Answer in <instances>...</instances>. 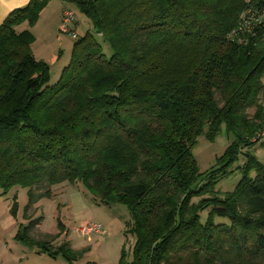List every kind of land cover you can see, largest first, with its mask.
Returning <instances> with one entry per match:
<instances>
[{
    "label": "trees",
    "instance_id": "trees-1",
    "mask_svg": "<svg viewBox=\"0 0 264 264\" xmlns=\"http://www.w3.org/2000/svg\"><path fill=\"white\" fill-rule=\"evenodd\" d=\"M50 1L0 26L3 194L28 189L30 210L55 186L81 183L95 201L125 206L135 244L120 264H264V163L253 151L264 141H254L264 131V0H61L112 54L76 31L55 84L20 30ZM224 127L231 143L203 176L193 148ZM236 171V188L219 191ZM61 234L18 238L75 264L71 243H55Z\"/></svg>",
    "mask_w": 264,
    "mask_h": 264
},
{
    "label": "rangeland",
    "instance_id": "rangeland-1",
    "mask_svg": "<svg viewBox=\"0 0 264 264\" xmlns=\"http://www.w3.org/2000/svg\"><path fill=\"white\" fill-rule=\"evenodd\" d=\"M61 3L75 12L76 23L80 26L77 34L91 31L103 46L105 54H112L108 43L91 29L89 19L75 4L52 0L43 8L34 25L27 24L23 28L34 35L33 54L41 60L45 59L43 61L51 67V84L57 83L63 69L69 65L76 40L73 35L62 31L63 23L55 25L53 22V18L60 11ZM75 24L71 25V28ZM253 113L254 111H251V114ZM230 143L231 138L228 137L225 127L214 141L206 136L198 138L193 155L203 176L218 167V159ZM262 144L260 142L255 145L253 151L264 163ZM244 162L245 157L240 156L234 167L243 165ZM241 179V173L236 171L228 179L222 180L217 189L222 193L231 192ZM91 196L81 183L67 182L58 185L51 198L40 199L28 210V189L20 187L3 194L0 188V264H69L62 254L52 255L26 244L25 240L18 238L20 232L22 238L31 236L36 240L46 241L50 235L56 236L62 231L61 240L55 243L66 240L65 237L70 239L71 244L76 246L73 249L78 251L75 264H120L124 252L128 259H132L135 237L128 232L130 214L127 208L123 205L101 204ZM206 216L207 212H204L203 221ZM32 220L37 221L36 225H31ZM88 222L99 223L102 226L101 233H95L91 237L82 236L77 230ZM67 232L68 235L65 236Z\"/></svg>",
    "mask_w": 264,
    "mask_h": 264
},
{
    "label": "crops",
    "instance_id": "crops-1",
    "mask_svg": "<svg viewBox=\"0 0 264 264\" xmlns=\"http://www.w3.org/2000/svg\"><path fill=\"white\" fill-rule=\"evenodd\" d=\"M32 0H0V26L1 24L4 22V20L7 18V16L14 10L18 9V8H24L26 7ZM54 2H59V1H54ZM60 8V11L59 13L53 18V22L55 25H58L62 23L63 21V15H64V12L66 10H69L67 7L64 6V3L62 4L61 3V7ZM27 25V23L23 24L21 27H20V30H23L24 26ZM79 24H75V26H73V28H75V32L77 31V33L79 32ZM74 30V29H73ZM35 56V54H34ZM36 57V56H35ZM37 58V57H36ZM38 60H41L39 58H37ZM42 60H45V59H42ZM58 187L55 186L53 188V194H55V189ZM40 225V224H39ZM37 225V226H39ZM68 235V232L65 236ZM66 240H70V239H67L65 237ZM58 240H61V238H59ZM70 243H72L71 241H69ZM73 248H76V246L74 244H71Z\"/></svg>",
    "mask_w": 264,
    "mask_h": 264
},
{
    "label": "built area",
    "instance_id": "built-area-1",
    "mask_svg": "<svg viewBox=\"0 0 264 264\" xmlns=\"http://www.w3.org/2000/svg\"><path fill=\"white\" fill-rule=\"evenodd\" d=\"M63 25H62V31L65 33H69L73 35V37H76L77 34L73 29L71 28V25L76 23V17L75 12L71 10H66L64 12V18H63ZM264 140V131L261 133H258L257 137L254 139L256 140ZM79 233L84 237H91L95 233H101L102 226L97 222H88L85 225H83L79 230Z\"/></svg>",
    "mask_w": 264,
    "mask_h": 264
}]
</instances>
